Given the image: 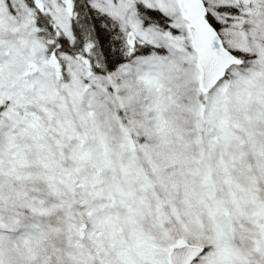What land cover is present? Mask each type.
<instances>
[{
    "label": "snow or ice",
    "instance_id": "1",
    "mask_svg": "<svg viewBox=\"0 0 264 264\" xmlns=\"http://www.w3.org/2000/svg\"><path fill=\"white\" fill-rule=\"evenodd\" d=\"M0 264H264V0H0Z\"/></svg>",
    "mask_w": 264,
    "mask_h": 264
}]
</instances>
